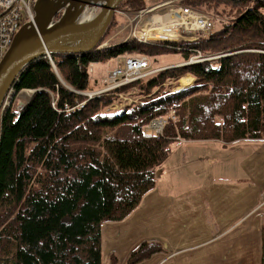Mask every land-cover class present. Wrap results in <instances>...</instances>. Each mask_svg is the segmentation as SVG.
Here are the masks:
<instances>
[{"label":"trees","instance_id":"obj_1","mask_svg":"<svg viewBox=\"0 0 264 264\" xmlns=\"http://www.w3.org/2000/svg\"><path fill=\"white\" fill-rule=\"evenodd\" d=\"M182 4L211 15L214 30L190 43L129 39L87 54L40 58L16 79L0 115V264H103L102 224L122 222L139 206L177 143L226 147L263 138L264 0ZM144 6L145 0H123L118 9ZM116 24L114 17L102 43ZM197 52L213 59L87 96L100 90L88 73L92 63L169 53L186 62ZM186 75L193 82L175 90ZM30 91L15 109L12 100ZM126 94L134 99L112 110ZM158 119L165 121L162 132L147 133ZM158 251L143 243L126 264Z\"/></svg>","mask_w":264,"mask_h":264},{"label":"rangeland","instance_id":"obj_2","mask_svg":"<svg viewBox=\"0 0 264 264\" xmlns=\"http://www.w3.org/2000/svg\"><path fill=\"white\" fill-rule=\"evenodd\" d=\"M162 1L145 0L142 9ZM118 7L114 13L116 27L107 38L113 37L109 44L127 40L129 27L118 11L133 16L142 10ZM141 56L144 55L120 58ZM148 60L150 71L182 66L185 62L181 53ZM116 64L117 60L112 59L88 66V73L100 90L111 85L110 74ZM181 79L175 90L183 88ZM169 84L175 85H166ZM24 96L30 93L12 100L15 109L21 107ZM122 96L125 103L134 99L131 94ZM12 97L11 94L8 101ZM125 105L120 102L113 110ZM169 118L174 119L172 112ZM146 132H152L149 126ZM158 172L161 174L159 179L156 176V190L153 189L157 193L149 192L124 221L102 224L103 264H126L143 243L159 251L138 264H159L164 259L161 264H259L264 215V136L226 147L214 141L177 143Z\"/></svg>","mask_w":264,"mask_h":264},{"label":"water","instance_id":"obj_3","mask_svg":"<svg viewBox=\"0 0 264 264\" xmlns=\"http://www.w3.org/2000/svg\"><path fill=\"white\" fill-rule=\"evenodd\" d=\"M122 2L34 0L32 20L21 25L0 61V115L7 98L12 94L14 82L33 61L51 59L56 55L87 54L108 47L100 45ZM177 67L181 66L170 68ZM29 93L31 96L33 91ZM30 96L22 100L21 106L26 104Z\"/></svg>","mask_w":264,"mask_h":264},{"label":"built area","instance_id":"obj_4","mask_svg":"<svg viewBox=\"0 0 264 264\" xmlns=\"http://www.w3.org/2000/svg\"><path fill=\"white\" fill-rule=\"evenodd\" d=\"M34 0H0V61L10 47L13 38L21 25L33 18L32 3ZM183 0H163L147 9L138 11L135 15H128L126 11H118L127 21L128 34L126 39H133L142 44H170L195 42L199 37L209 35L215 28V19L206 13L186 7ZM120 30L115 33L117 36ZM112 38L106 39L100 46L110 45ZM117 64L111 72V85L106 89L90 93L87 96L101 94L128 85L134 81L148 78L162 71H150L147 57L115 58ZM213 58L203 57L199 52L193 54L182 65L188 66ZM120 60L123 62L120 63ZM10 97V96H9ZM7 98L4 108L8 104ZM120 96L119 103L126 101ZM118 103V104H119ZM116 104V105H118ZM114 105L113 107H115ZM3 108V110H4ZM113 110V108H112ZM118 110V109H115ZM165 121L158 119L150 123L149 129L154 134L162 132Z\"/></svg>","mask_w":264,"mask_h":264},{"label":"bare ground","instance_id":"obj_5","mask_svg":"<svg viewBox=\"0 0 264 264\" xmlns=\"http://www.w3.org/2000/svg\"><path fill=\"white\" fill-rule=\"evenodd\" d=\"M192 81H191V79L190 78H183V79H181V87H185V86H188V85H190V83H191ZM24 97H28V96H24Z\"/></svg>","mask_w":264,"mask_h":264},{"label":"crops","instance_id":"obj_6","mask_svg":"<svg viewBox=\"0 0 264 264\" xmlns=\"http://www.w3.org/2000/svg\"><path fill=\"white\" fill-rule=\"evenodd\" d=\"M189 77H190V76H189ZM189 77H188V78H189ZM190 79H191V80H192V82H193V78H191V77H190ZM192 82H191V83H192ZM165 161H166V160H165ZM160 167H161V166H160ZM160 167H159V168H160ZM159 168H158V169H159ZM160 174H161L160 172H158V173L156 174V176H157V179H159V176H160ZM155 187H156V186H155ZM155 190H156V188H155ZM155 190H153V193H157V191H155ZM148 194H149V193H148ZM148 194L144 196V199H145V197H147V196H148ZM165 260H166V259H164V260L160 261V262H159V264H161V263H162V262H164Z\"/></svg>","mask_w":264,"mask_h":264}]
</instances>
